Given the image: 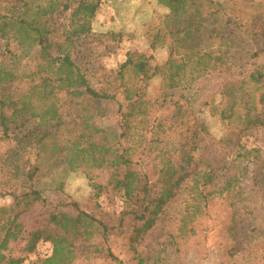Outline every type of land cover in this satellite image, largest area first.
<instances>
[{
    "label": "rangeland",
    "instance_id": "obj_1",
    "mask_svg": "<svg viewBox=\"0 0 264 264\" xmlns=\"http://www.w3.org/2000/svg\"><path fill=\"white\" fill-rule=\"evenodd\" d=\"M56 1L61 6L53 14L54 29L60 34L69 27L72 10L81 0ZM7 2L0 0L2 11L6 5L17 1ZM66 4L72 8L63 10L62 6ZM196 12L203 20V26L194 34L195 45L220 56L225 67L230 65L231 74L208 73L194 81L188 78L177 89H168L165 71L161 67L167 62L171 47L179 48L181 44L178 30L193 27L197 19H200ZM210 13H214L213 18L204 21ZM90 24L91 35L80 49L81 54L74 59L93 88L106 89L115 95V101L92 102L91 108L97 124L103 128L116 129L121 121L117 105L124 104V111L126 106L123 86L135 88L139 85L144 101L151 102L150 123L154 119L166 121L164 131L167 132L168 146L165 148L179 156L180 147L185 144L183 150L189 152L191 158L197 159L204 155L217 168L222 152L213 145V139L218 140L227 127L220 123L211 105L218 108L227 105L221 92L232 78L243 81L255 70H260L264 76V0H195L190 14L185 17H174L160 0H102ZM14 49L12 46L11 51ZM3 53L4 45L0 41V64L5 61ZM129 54L144 60L150 69L159 67L160 71L142 83L137 81L142 80V76L136 79L131 69H128L121 82L117 72ZM32 64L33 61L24 59L21 66L27 68ZM28 85L26 80H17L3 84L1 91L16 99L27 91ZM162 98H165L163 105L160 103ZM59 99L62 119L68 122L67 115L74 102L68 100L65 93ZM178 112L181 116L177 122L173 120L172 124L165 120ZM10 114L11 111L6 116ZM18 121L19 124L16 121L7 122L6 137L0 126V207L11 204L8 196L10 186L7 183L9 176L3 165L7 152L16 144L15 139L26 137L28 132L40 135L47 129L51 133L58 130L54 136L46 139V151L40 152L41 147L34 143L33 149H27L25 155L30 166L38 165L40 169L34 178L33 187L40 191L46 205L34 206L23 217L27 226L22 231L7 236L5 240L3 233H0V258H8L11 264L18 260L28 264L35 260V256L25 250L29 231L41 225L47 211L81 210L102 219L107 214L118 215L123 209V201L119 193L109 185L110 173L97 168L98 161L93 156L69 164L56 163L55 155L51 153V144L63 145L72 139V131L67 126L56 128L55 122L51 121L36 130L38 119L21 117ZM169 125L172 128L168 129ZM145 127L137 126L127 138V144L133 145L134 150L138 146L136 141L141 137V130L144 132ZM202 128L209 131L210 138L201 143ZM157 135L153 136L150 129L145 133L146 139L151 141L148 146L150 156H134L132 166L136 173L148 174L151 182L157 179L159 170L160 159L153 158L155 150L164 147L158 143L160 140H156ZM196 141L200 142L198 150L193 149ZM242 143L256 149L260 161L248 165V173L239 183L237 192L218 195L215 192L209 193L213 188L207 187L204 190L207 200L201 201V212L195 214L194 206L199 200L191 191L192 181L186 178L193 159L179 156L181 168L175 176L186 178V181L177 197L158 215L155 224L132 245L128 242L127 234L111 236L107 242L97 238L99 252L93 256H79L71 264H264V128L256 132H245ZM148 148L144 152L147 155ZM134 150L130 153L133 154ZM155 167L157 170L153 171ZM259 170L262 176L258 177L262 182L255 181L253 177L254 171ZM140 192L136 175L131 180L130 195L139 199ZM50 249L49 243L40 242L37 253L47 256ZM107 250L115 260L108 256Z\"/></svg>",
    "mask_w": 264,
    "mask_h": 264
},
{
    "label": "trees",
    "instance_id": "obj_2",
    "mask_svg": "<svg viewBox=\"0 0 264 264\" xmlns=\"http://www.w3.org/2000/svg\"><path fill=\"white\" fill-rule=\"evenodd\" d=\"M15 1L17 2L14 4L6 5L4 11L0 7V41L4 45L5 58L0 64V126L5 137L8 132L7 122L16 121L19 124L18 119L21 117L38 119L36 130L51 121L55 122L56 128L67 126L72 131V139L63 145L51 144V153L55 155L56 163L69 164L86 156H93L98 161L97 168L110 173L109 185L119 193L123 201V209L118 215L107 214L102 219L81 210L47 211L43 215L41 225L29 231L30 237L25 250L26 253L34 255L35 260L28 264H71L79 256H93L99 252L97 238L107 242L111 236L127 234L128 242L132 245L155 224L158 215L177 197L186 178L192 181L191 191L199 200L194 206L195 214L201 212V201L207 200L208 196L204 194L207 187L213 188L209 193L215 192L218 195L238 191L239 183L248 173V165L258 164L260 161L256 149L248 148L242 143L245 132H256L264 128V76L260 70L253 71L243 81L232 78L221 92L227 105L222 108L211 105L212 110L217 112L220 123L227 127L218 140L213 139V145L219 147L222 152L221 161H218L220 165L213 167V163L208 162L204 155L198 156L197 159L191 158L190 153L183 150V144L179 156L193 160L186 178H177L175 174L181 166L179 156L165 148L168 146V137L165 135L167 132L164 131L166 121L154 119L150 123L151 102L144 101L139 85L135 88L123 86V100L126 106L124 111V104L117 105L121 121L116 129L103 128L97 124L94 110L91 108L92 102L115 101V95L106 89L93 88L74 57L81 54L80 49L86 45V40L91 35L90 23L102 0L79 1L72 10L69 27L63 29L60 34L54 29L53 19V14L57 13L58 7L61 6L58 1ZM160 1L174 17L188 16L191 7L195 5V0ZM13 2L14 0H8L7 3ZM62 7L63 10L72 8L68 4ZM196 13V16L200 17L198 12ZM213 15L214 13L207 14L204 21H210ZM202 26L203 20L200 17L193 27L178 30V40L181 44L179 43V48L171 47L169 58L161 67L165 71L164 78L168 89H177L188 78L194 81L208 73L231 74L230 65L225 67L220 56H216L212 51L201 50L195 45L194 34ZM12 46L15 47L13 51ZM24 59L33 61V64L27 68L21 66ZM128 69H131L136 79L142 76V80H137L142 83L152 79L160 71L159 67L150 69L144 60L134 58L133 54H129L119 67L117 76L121 82L124 72ZM17 80H26L29 84L21 97L14 99L1 91L3 84ZM62 93L74 102L70 114L67 115L68 122L62 119L63 115L60 113L62 104L59 97ZM164 101L165 98H162L160 103L163 105ZM10 111L11 114L7 117L6 113ZM180 116L178 112L165 120L173 124V120L177 122ZM141 125L146 127L144 132L141 130V137L136 141L138 146L134 150L133 145L127 144V138ZM170 128L171 125L168 129ZM149 129L153 136L158 133L156 140H160L158 143L164 145L155 150L156 155L153 156L154 159H160L158 177L154 182L150 181L148 174L136 173L132 167L134 156H150L151 150L148 146L151 141L145 137ZM201 131L202 143L210 137L208 130L202 128ZM55 133H51L49 129L40 135L28 132L26 137L15 139V146L7 152L3 166L9 176L6 182L10 186L8 196L11 198V204L8 207H0V233H3L4 240L27 226L23 217L30 213L34 206L40 207L47 203L40 191L33 187L34 178L40 169L38 165L30 166L25 155L27 149H33L34 143L41 147L40 152L46 151V139ZM33 138L37 140L33 141ZM200 142L194 143V150H198ZM147 148L148 155L144 153ZM132 150L133 154L130 153ZM156 170L155 167L153 171ZM254 172V180L262 182L258 177L262 176L260 170ZM136 175L141 190L139 199L130 195L131 180ZM95 187L98 188L96 185ZM40 242L51 245L49 255L40 256L37 253ZM107 254L115 260L109 250ZM11 263L8 258H0V264ZM15 264H23V261L18 260Z\"/></svg>",
    "mask_w": 264,
    "mask_h": 264
},
{
    "label": "built area",
    "instance_id": "obj_3",
    "mask_svg": "<svg viewBox=\"0 0 264 264\" xmlns=\"http://www.w3.org/2000/svg\"><path fill=\"white\" fill-rule=\"evenodd\" d=\"M50 252H51V249H50Z\"/></svg>",
    "mask_w": 264,
    "mask_h": 264
}]
</instances>
